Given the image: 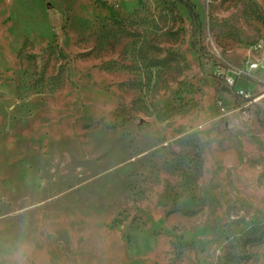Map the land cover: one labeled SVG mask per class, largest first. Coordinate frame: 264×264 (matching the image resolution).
<instances>
[{
	"label": "rangeland",
	"instance_id": "rangeland-1",
	"mask_svg": "<svg viewBox=\"0 0 264 264\" xmlns=\"http://www.w3.org/2000/svg\"><path fill=\"white\" fill-rule=\"evenodd\" d=\"M263 29L264 0H0V264H264V69L234 72Z\"/></svg>",
	"mask_w": 264,
	"mask_h": 264
},
{
	"label": "built area",
	"instance_id": "built-area-1",
	"mask_svg": "<svg viewBox=\"0 0 264 264\" xmlns=\"http://www.w3.org/2000/svg\"><path fill=\"white\" fill-rule=\"evenodd\" d=\"M98 1L115 4L119 0H98ZM248 51H249L250 59L245 65L247 70L235 69L234 72L238 76L244 75V74L251 76L252 75L251 72H253L254 70H257L259 68L264 69V29L260 32L257 39L250 44ZM225 81L227 85L231 87L235 86L236 80L233 77L227 76L225 78ZM237 94L238 96L244 98L247 101L251 99V94L247 90L241 89L237 92Z\"/></svg>",
	"mask_w": 264,
	"mask_h": 264
},
{
	"label": "clouds",
	"instance_id": "clouds-1",
	"mask_svg": "<svg viewBox=\"0 0 264 264\" xmlns=\"http://www.w3.org/2000/svg\"><path fill=\"white\" fill-rule=\"evenodd\" d=\"M30 255V245L25 241H20L13 252V264H28Z\"/></svg>",
	"mask_w": 264,
	"mask_h": 264
}]
</instances>
